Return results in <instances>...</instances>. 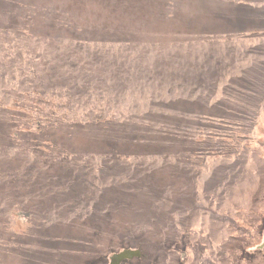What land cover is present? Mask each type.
Instances as JSON below:
<instances>
[{"label": "rangeland", "instance_id": "1", "mask_svg": "<svg viewBox=\"0 0 264 264\" xmlns=\"http://www.w3.org/2000/svg\"><path fill=\"white\" fill-rule=\"evenodd\" d=\"M263 231L264 0H0V264H264Z\"/></svg>", "mask_w": 264, "mask_h": 264}, {"label": "water", "instance_id": "2", "mask_svg": "<svg viewBox=\"0 0 264 264\" xmlns=\"http://www.w3.org/2000/svg\"><path fill=\"white\" fill-rule=\"evenodd\" d=\"M134 256H138V253L135 251H124V252L114 255L112 260L115 263V262L122 261L124 259H131Z\"/></svg>", "mask_w": 264, "mask_h": 264}, {"label": "flooded vegetation", "instance_id": "3", "mask_svg": "<svg viewBox=\"0 0 264 264\" xmlns=\"http://www.w3.org/2000/svg\"><path fill=\"white\" fill-rule=\"evenodd\" d=\"M262 237H263V243H261V245H259V246H258V249H257L259 252L262 251V252H261V253H262L261 255L264 254V231H263V235H262Z\"/></svg>", "mask_w": 264, "mask_h": 264}]
</instances>
